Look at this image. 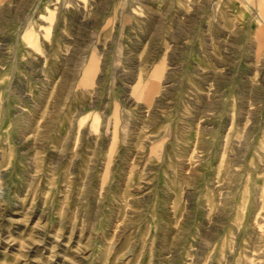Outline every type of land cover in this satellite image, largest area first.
Returning <instances> with one entry per match:
<instances>
[{"label": "rangeland", "instance_id": "374dc122", "mask_svg": "<svg viewBox=\"0 0 264 264\" xmlns=\"http://www.w3.org/2000/svg\"><path fill=\"white\" fill-rule=\"evenodd\" d=\"M254 19L0 0V264H264Z\"/></svg>", "mask_w": 264, "mask_h": 264}, {"label": "crops", "instance_id": "0c3cea01", "mask_svg": "<svg viewBox=\"0 0 264 264\" xmlns=\"http://www.w3.org/2000/svg\"><path fill=\"white\" fill-rule=\"evenodd\" d=\"M246 7L254 11L255 21L253 24L255 25V48L261 46L260 48L264 49V0H222L223 9L243 10L246 9Z\"/></svg>", "mask_w": 264, "mask_h": 264}, {"label": "bare ground", "instance_id": "6f19581e", "mask_svg": "<svg viewBox=\"0 0 264 264\" xmlns=\"http://www.w3.org/2000/svg\"><path fill=\"white\" fill-rule=\"evenodd\" d=\"M89 73H90V71H88L87 73H86V76H89ZM87 81V80H86ZM151 87V85H148V87ZM152 88V87H151ZM147 89V88H146ZM152 90V89H151ZM144 98V97H143Z\"/></svg>", "mask_w": 264, "mask_h": 264}]
</instances>
